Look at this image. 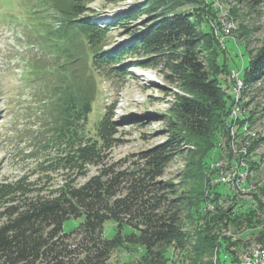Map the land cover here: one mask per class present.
Listing matches in <instances>:
<instances>
[{
    "label": "trees",
    "instance_id": "1",
    "mask_svg": "<svg viewBox=\"0 0 264 264\" xmlns=\"http://www.w3.org/2000/svg\"><path fill=\"white\" fill-rule=\"evenodd\" d=\"M93 1L34 0L25 14L36 28V45L52 62L44 72L42 64L32 67L39 71V80L48 75L51 82L44 98L45 135L36 151L48 154L37 162L33 179L0 182V264H110L115 249L130 246L141 248L135 264H213L217 243L211 229L217 223L214 214L222 209L209 214L202 207L216 191L206 172L211 151L228 127L231 98L226 91L231 67L219 43V10L211 0H140L113 20L124 30L140 21L132 37L109 47L110 28L87 13ZM234 1L254 5V0ZM187 5L191 8L185 9ZM46 6L51 9L49 19L41 14ZM234 13L230 7L228 15ZM125 56L134 61L119 65ZM157 62L174 88L168 137L131 159L112 161L107 154L115 141L112 106L96 122L93 134L86 129L99 92L98 70L120 75L129 67ZM263 77L264 40L248 57L241 78L252 85ZM187 143L194 148L186 153L178 181L162 180L167 164ZM90 165L97 166L96 172L77 182ZM53 172L64 174L63 179L47 187L46 174ZM257 207L264 210L259 198ZM79 216V227L65 232V220ZM108 219L115 223L111 238L103 231ZM262 233L259 240L264 242ZM217 251L218 264H240L230 246ZM225 251L229 258L223 256Z\"/></svg>",
    "mask_w": 264,
    "mask_h": 264
},
{
    "label": "rangeland",
    "instance_id": "2",
    "mask_svg": "<svg viewBox=\"0 0 264 264\" xmlns=\"http://www.w3.org/2000/svg\"><path fill=\"white\" fill-rule=\"evenodd\" d=\"M33 1L0 0V182L14 181L20 176L33 179L37 175L35 172L37 162L48 154L36 153V151H39L37 149L45 135L44 125L48 104L44 98L49 93L51 82H48L50 79L48 75L44 80H39L37 74L39 71L32 67L35 63L39 66L42 64L43 67L40 68H43L42 72H44L52 67V62L50 56L43 55L36 45L34 41L37 35L36 28L30 23L28 16H25L31 11L28 7ZM139 1L95 0L88 5L87 13L94 15L93 21L100 25L106 24L110 28L106 37L109 47L124 43L132 37V30L139 26L137 23L140 21L124 30L113 20L118 15L130 11ZM211 1L213 6L219 9L217 19L222 24L219 30L222 33L219 36V43L225 47L224 57L231 67L229 74L236 71L241 78L248 57L256 53L264 40V0H254L253 6L248 3L237 4L234 0ZM230 7L235 9L234 16L228 15ZM189 8L190 5L185 6V9ZM50 13L51 9L46 6L45 12L41 14L49 19ZM221 37H223V45L220 42ZM132 61L134 58L125 56L119 65H126ZM98 71L96 86L98 85L99 92L89 113L86 129L93 134L96 122L105 109L112 106L111 121L116 130L113 135L115 141L107 151L111 160L131 159L132 155L163 143L168 137L169 108L174 103L175 97L173 85L167 82L165 76L168 73L162 64L157 62L132 66L125 74L120 75L113 73L106 75L103 68ZM227 80L232 83L230 75ZM227 80L223 81L225 87L228 85ZM242 95L245 97L243 105L245 111H256L259 114L260 124L264 125V77L252 85L245 83ZM226 135V130L220 133L219 141L224 140ZM216 146L217 142L211 151L213 158L210 162L217 159L219 152ZM181 148L182 151L175 154L165 167L162 180L173 178L175 182L178 181L186 164V153L189 149H193L194 145L187 143ZM96 169L97 166H88L86 176L78 178L77 182L84 181L94 174ZM209 173L206 172L207 175ZM46 175L48 180L45 185L51 188L61 183L64 176L61 172ZM41 180H46L44 175L41 176ZM205 185L207 187V179ZM226 214L225 209L218 210L214 214L217 216V223L211 230L216 236L217 247L210 258L213 264L215 261L217 263V248L221 245L226 246L227 249L229 246H234L232 250L238 251L244 246L245 240L255 236L259 239L258 234L262 233L256 230V227L264 225V213H258L261 214L259 216ZM82 219L83 216L66 219L63 225L64 231H75ZM201 221L199 223H202ZM103 231L106 237L111 238L115 234V223L110 219L106 220ZM128 231L125 229V232ZM224 232L226 235L229 232L232 234L239 232L243 233V236L240 237V241H230L229 236L224 237ZM227 251L223 256L229 258L227 254L230 253ZM140 252L141 248L130 246L125 250L119 247L112 252L110 264H135ZM232 256L238 259L234 254Z\"/></svg>",
    "mask_w": 264,
    "mask_h": 264
},
{
    "label": "bare ground",
    "instance_id": "3",
    "mask_svg": "<svg viewBox=\"0 0 264 264\" xmlns=\"http://www.w3.org/2000/svg\"><path fill=\"white\" fill-rule=\"evenodd\" d=\"M217 22L219 21L217 20ZM228 32L229 31L227 30L226 33ZM244 87H245V82L243 80H240L238 85H236V96H234V107H241L242 111L246 112L245 109L243 108V105L245 103L244 101L245 97L242 95V89ZM250 126H251V116H243L242 117V129H249ZM226 132H227V135L224 138V140L219 141V144H221V146L223 147L224 160L217 161L216 159L214 162L210 163L209 168L207 170L210 172L208 174L210 178V183L217 184L218 173L225 172L226 169H234L236 166L237 159H238L239 167L245 168V171H243V178L248 184V186H251L250 203L256 204V207H257V198H259L260 201L264 203V169H263L264 168V146H262L261 141L258 143L255 142L257 141L260 134L258 132H241V139L243 142H246L244 143V151H245L246 157H241V150H237L235 149L234 146H232L229 124L226 129ZM260 170H262L261 173H259ZM208 206H212V207L210 209H205V208H208ZM217 208L226 210V202L218 201V202H214V205H213V200L206 199L203 204L202 211L205 213L212 214L216 212ZM257 209L259 210V212L257 213H264V210H261L258 207ZM261 225H258L256 227V230H264V225L262 226ZM225 236L226 237L229 236V238L231 239L230 241L237 242V241H240V237L243 236V233L237 232V234H232L229 232V234L227 235L225 233L224 237ZM243 245L244 246L238 251H235L236 249L232 250L234 249V246L233 247L230 246L231 251H233L232 254L238 257L240 264H249L248 259L245 255H251L253 251L264 250V242L257 239L256 236L251 239L245 240Z\"/></svg>",
    "mask_w": 264,
    "mask_h": 264
},
{
    "label": "built area",
    "instance_id": "4",
    "mask_svg": "<svg viewBox=\"0 0 264 264\" xmlns=\"http://www.w3.org/2000/svg\"><path fill=\"white\" fill-rule=\"evenodd\" d=\"M220 42L223 45L222 37ZM232 83L227 86L226 91L230 95L229 100V114L228 121L230 125V138L232 146L237 150H241V157L245 156L244 143L241 139V132H258L262 139V146H264V125L260 124L259 114L256 111L243 112L241 107H234V96H236V85L242 80L239 73L232 71L230 74ZM252 108V107H251ZM251 116V126L249 129H242V117ZM218 160H224L223 147L219 144V137L217 140ZM243 171L245 168L239 167L238 159L234 169H226L225 172L218 173L216 191L213 193L214 202H226V215H240L246 212H259L256 204L250 203L251 186H248L243 178ZM212 206H208L210 209ZM244 254V253H243ZM249 264H264V250L253 251L251 255H245Z\"/></svg>",
    "mask_w": 264,
    "mask_h": 264
}]
</instances>
